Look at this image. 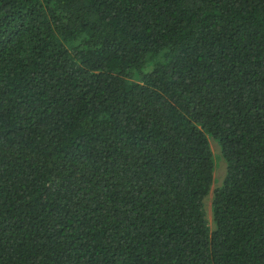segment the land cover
I'll list each match as a JSON object with an SVG mask.
<instances>
[{"label": "trees", "instance_id": "16d2710c", "mask_svg": "<svg viewBox=\"0 0 264 264\" xmlns=\"http://www.w3.org/2000/svg\"><path fill=\"white\" fill-rule=\"evenodd\" d=\"M0 264H264V0H0Z\"/></svg>", "mask_w": 264, "mask_h": 264}, {"label": "rangeland", "instance_id": "374dc122", "mask_svg": "<svg viewBox=\"0 0 264 264\" xmlns=\"http://www.w3.org/2000/svg\"><path fill=\"white\" fill-rule=\"evenodd\" d=\"M210 147L213 153V157L215 160V167L213 171V183L210 187L209 194L205 197L204 203H205V212L207 214L208 219L211 218V197H212V191L213 189L220 185L223 179V175L225 172V164L224 161L220 155L219 148L216 142L211 141Z\"/></svg>", "mask_w": 264, "mask_h": 264}]
</instances>
